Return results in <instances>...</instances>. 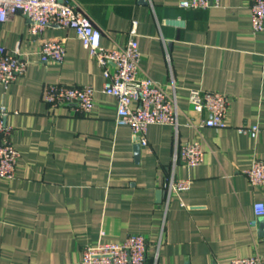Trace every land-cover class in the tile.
I'll list each match as a JSON object with an SVG mask.
<instances>
[{
	"label": "crops",
	"instance_id": "1",
	"mask_svg": "<svg viewBox=\"0 0 264 264\" xmlns=\"http://www.w3.org/2000/svg\"><path fill=\"white\" fill-rule=\"evenodd\" d=\"M70 1L101 30L106 48L124 46L137 22L141 76L176 97L181 126L178 136L171 126H151L137 154L131 129L116 125L117 101L102 91V69L75 32L49 27L34 37L23 16L10 19L1 41L29 66L8 88L0 83L20 153L15 179H0V264H81L84 246L131 234L147 237L151 264L264 259V217L255 212L264 188L245 176L255 159L264 161V33L252 30L251 0H220L211 10L183 9L182 0ZM46 40L65 41L62 65L40 62ZM54 84L92 87V113L51 110L44 93ZM193 89L231 98L229 127L185 126L207 117L191 109ZM249 125L262 129L257 140L238 132ZM177 141L200 142L205 157L200 166L174 168L192 186L167 206Z\"/></svg>",
	"mask_w": 264,
	"mask_h": 264
},
{
	"label": "built area",
	"instance_id": "2",
	"mask_svg": "<svg viewBox=\"0 0 264 264\" xmlns=\"http://www.w3.org/2000/svg\"><path fill=\"white\" fill-rule=\"evenodd\" d=\"M179 6L186 10H211L220 7V0H182ZM252 30L264 33V0H251ZM21 15L29 21V32L41 37L49 27L71 29L83 46L89 51L103 71L102 91L117 101V126H128L135 142L148 146V130L153 125L171 126L178 136L179 107L176 97L169 95L163 85L148 76H141L142 54L137 41V22L133 23L124 46L114 49L102 44L103 34L70 0H0V32L2 26L13 17ZM66 57V43L63 40H46L42 44L40 62L62 65ZM29 62L19 49L10 53L0 38V83L6 88L24 76ZM95 91L90 86L48 85L44 100L51 110L74 106L76 115L88 116L95 105ZM189 104L198 114L207 117L196 122L189 119L185 124L200 131L203 128L221 130L229 127L228 115L231 98L219 92L193 89ZM135 105V106H134ZM9 111L0 106V179L13 180L16 177L20 153L13 143L15 131L6 124ZM240 134L257 140L263 133L258 125L237 129ZM138 139V141H136ZM205 150L200 142L177 146L173 155V169L168 178L167 206L172 197L181 196L191 189L192 181L176 178L177 165L197 167L204 162ZM249 183L255 188H264V161L255 159L245 172ZM258 218L264 217V204L255 206ZM257 221L251 223L256 227ZM149 243L144 235L131 234L120 243L100 242L82 249L81 264H151L148 257ZM231 264H264L260 254L249 258H235Z\"/></svg>",
	"mask_w": 264,
	"mask_h": 264
},
{
	"label": "water",
	"instance_id": "3",
	"mask_svg": "<svg viewBox=\"0 0 264 264\" xmlns=\"http://www.w3.org/2000/svg\"><path fill=\"white\" fill-rule=\"evenodd\" d=\"M143 1V0H142ZM173 24H180V23H176V22H172ZM136 141H138V139H136ZM136 150H137V154L140 153V150H141V146L140 144H137V147H136Z\"/></svg>",
	"mask_w": 264,
	"mask_h": 264
}]
</instances>
